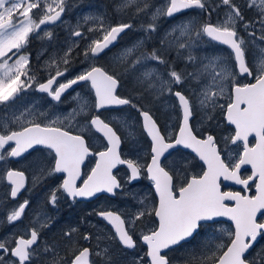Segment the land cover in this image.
<instances>
[{
	"label": "snow or ice",
	"instance_id": "obj_1",
	"mask_svg": "<svg viewBox=\"0 0 264 264\" xmlns=\"http://www.w3.org/2000/svg\"><path fill=\"white\" fill-rule=\"evenodd\" d=\"M133 5L134 15L148 16V22L140 25L146 39L157 31L161 17L171 19L198 9L208 20L192 17L173 24L160 40L161 49L151 52L142 50L145 39L137 40L114 56L113 67L98 64V58L133 24H108L104 16L86 14L83 23L93 22L87 32L97 35L86 37L80 22L69 31L71 37L88 40L83 67L67 78L71 54L78 46L72 40L62 56L45 63L48 75L41 82L31 69L30 39L53 40V31L42 26L63 23L72 5L69 0H0V188L4 190L0 205L5 207L0 223L22 221L30 201L20 202L18 197L57 174H62V181L47 194L52 207L62 197L74 203L99 194L116 196L126 184L144 178L151 182L155 200L125 193L137 200L135 211L101 207L94 212L112 226L107 239L126 254L125 264H172L168 252L196 237L203 239L184 257V264H264V250L250 252L258 238L264 239V46L258 43L264 42V0H244L245 7L255 11L253 19L245 18L235 0L214 4L163 0L154 11H149L153 7L149 0H118L115 11L123 13ZM221 7L226 9L224 17L212 23V12ZM211 43L226 46L229 56L192 54ZM173 48L178 55L184 50L185 59L198 64L197 70L181 73L169 67L164 78L157 67L149 66L150 62L168 65L166 50ZM125 77L134 83L136 96L120 93ZM76 85H83V94ZM70 89L75 107L57 113L56 105ZM29 92L46 94L48 108L42 110L36 100L25 101ZM165 95L175 101L171 108L178 113V123L161 127L152 108L142 101L155 105ZM220 98L227 102L218 103ZM123 106L135 109V122L103 117V111ZM216 109L231 128L222 138L199 132L192 123L197 112L212 120ZM114 122L127 129L126 134L122 136ZM136 133L148 143L142 146ZM125 141L131 145L128 155L122 150ZM185 150L202 162L199 171L191 170L194 166L190 167ZM29 157L33 159L26 167L14 166ZM89 158L93 166L84 171ZM119 166L126 169L122 178L116 174ZM244 166H250V175H241ZM224 181L240 185L241 190H224ZM8 198L14 202L10 206L4 204ZM49 227L51 218L37 212L23 228L0 236V264H96L93 255L101 258V264H119L110 246L101 247L100 235L94 249L77 246L74 227L63 232L70 241L65 247L71 258L60 255L59 244L40 243ZM82 239L91 241L92 236L84 234Z\"/></svg>",
	"mask_w": 264,
	"mask_h": 264
},
{
	"label": "flooded vegetation",
	"instance_id": "obj_2",
	"mask_svg": "<svg viewBox=\"0 0 264 264\" xmlns=\"http://www.w3.org/2000/svg\"><path fill=\"white\" fill-rule=\"evenodd\" d=\"M88 0H69V3L72 5L70 10H68L65 15L62 17L63 23H75L76 19L82 20V17L84 15H88L87 11H90V7H87L85 3ZM85 5L84 7L81 8V10H85V13L82 14L80 18H76L74 16L75 10L78 8V5ZM192 10L183 12L179 14L175 18H166L167 21L172 22L174 20H177L178 18L186 15V14H191ZM105 15V14H104ZM106 20V18H105ZM82 22V21H81ZM211 22L215 23L214 18L211 17ZM91 22V26H92ZM81 31H83L86 35V37H93L97 34L94 33H88L87 32V26H83L84 23H81ZM76 25L74 24L73 27L69 28H61L60 27V22H58L56 25H45L42 26L43 29H51L54 33V39L49 41L47 39L41 40L37 38L36 36H33L30 39V43L28 45L27 51L31 54V69L32 71L36 74L37 78L43 82L48 75V71L45 68V63L49 61L50 57H57L62 56L68 45L71 43L72 40L78 41V46L75 47L74 51L71 54V64L69 65V72L66 74L67 78H71L74 76L82 67L81 61L84 59L83 57V49L88 42L87 39H80L78 37H71L69 34L70 28H74ZM128 30H126L124 33H121V35L118 37L117 41L114 43V45L110 46V49H106L104 53L101 54V56L98 58V64H101L100 62L105 58L104 55L107 53H113L115 51H118L122 49L125 45H129L130 43V34H128ZM215 45L219 47H225L223 45H219L214 43ZM43 53V54H41ZM247 55V54H246ZM61 81H63L65 78L62 77L60 78ZM243 79H245L243 77ZM245 82H250V79H245ZM76 91L83 90V85H76L74 86ZM75 93L73 90H69L67 93L64 94L62 97V103L56 105V108L54 111L57 113H66L69 109L75 107V101L71 99V97ZM122 94V93H121ZM124 95V94H122ZM46 94H40V93H34V92H29L25 96V101H39V104L41 105L42 110L48 108L49 106V101L50 98H45ZM129 96V95H126ZM127 107V106H124ZM123 107V108H124ZM111 110L108 111H103V117L105 118V114L108 113ZM138 117V114H137ZM155 117V116H154ZM195 117V116H194ZM156 118V117H155ZM158 122V120H157ZM159 123V122H158ZM193 123V122H192ZM215 127H208L206 128L205 131L207 134H212L216 137H218V133L214 130ZM219 138V137H218ZM147 144V143H146ZM94 147H97L98 144L94 143ZM126 148V143L122 145V150ZM126 154V153H125ZM128 155V154H126ZM185 157L191 162V170L193 172L199 171L200 167L202 166V162L198 160V158L193 159L194 154H192L189 150L184 151ZM33 157H29L28 160H23L21 159L20 163L15 164V167L18 168H24L28 165L29 161L32 160ZM94 162H91V158H89V161L86 162V165L84 167V171H87L88 168L93 166ZM126 169L124 166H119L117 175L118 177L122 178L123 173L125 174ZM251 174V169L248 167H245L241 170V175L242 176H247ZM62 181V174H57L55 177H50L44 181V183L36 186L35 188L31 189L30 191H23L21 195L18 197V200L22 202L24 199H28L30 201V204L28 208L25 211V216L22 219V221L16 222L14 225H9L12 228L16 227H21L24 225H27V215L29 214V210L32 207H41L45 211H49V214H53L54 217L51 219V224H56V227L59 228L57 233H59V236H55L52 239H49L46 235V231L42 232V239L40 241L41 244L44 242H47L48 244H60L65 243L67 244V239L64 238L63 232L67 231L70 228H76L77 232L73 234V240L76 242L77 246L79 247H90L92 249L95 248L96 246V239L95 237L97 235H100L101 237V247L108 245L110 246V251L114 254L115 258L119 261V264H125V253H122L119 251L120 246L116 244L114 241H109L107 237L113 233V229L111 226L104 221L102 218L96 216L94 212L96 210H99L101 207H110L113 210L117 211H123V212H129V211H135L136 208L138 207V204H135L132 210H122L121 209V204H123V198L122 195L124 191L127 189V186L132 187L136 185H143L144 188L138 189L136 188L135 192H137L139 195H143L148 197V200L152 201L155 200V193L154 190L151 186V182L148 181L147 179L141 178L138 181L133 182L132 185H125V188L123 191H118L116 196H111L110 194H99L98 197H92L87 200H80L77 199L74 203L69 200L66 197H62L56 207H52L47 203V194L50 191L51 188L56 187L60 182ZM224 183V182H223ZM225 185V183H224ZM227 187L224 188V190H233V191H240L241 186L240 185H235L233 182H230L229 184H226ZM2 195H4V190L1 189ZM249 194H254V189L252 193ZM37 200H41L40 202ZM121 201V203L116 204L117 202ZM11 203H14L10 200V198L7 199V204L10 206ZM82 212L87 214L88 217V224L86 228H88V231L86 234H90L92 236L91 241H84L82 239V234H81V229L83 226L80 225V223H76L77 221H71L73 216V213H78ZM5 216V211L3 212V215L0 216V220H3ZM85 220L82 219V222ZM6 225V222L0 223V225ZM48 235H52L55 232H53L51 229H48L47 231ZM203 237H196L191 243H185L183 246H177L175 249L171 250L168 252L169 257L171 258L172 264H184V257L195 247L198 248L199 244ZM52 241H55L52 242ZM70 243V242H68ZM143 245H141V249H143ZM264 250V239L258 238V241L254 245L253 249L250 250L251 255H255L257 252H260ZM60 255L62 256H67L68 258H71L70 253L68 251V248L62 249L60 246ZM142 254V251H141ZM91 259H94L96 264H101V258L95 257L93 255ZM37 264H40L39 261H37Z\"/></svg>",
	"mask_w": 264,
	"mask_h": 264
},
{
	"label": "rangeland",
	"instance_id": "obj_3",
	"mask_svg": "<svg viewBox=\"0 0 264 264\" xmlns=\"http://www.w3.org/2000/svg\"><path fill=\"white\" fill-rule=\"evenodd\" d=\"M117 2H118V0H88L85 3V5L87 7L91 6L90 7L91 10L87 11L88 15L104 16V18H106L105 21L108 24H113V25L117 24L119 21H121L122 15H126L128 17L125 22L132 23L133 28L129 29V31H128V34H130L129 45H125L122 49H124L128 46H131L133 43H135L137 40H140V39H145V44H144V47L142 50L151 52V50L153 48L161 49L160 40L163 38L164 33L173 24H176L181 20H186V19H189L192 17H195L197 19V21H201V22L208 20V15L206 13H202L198 9H193L191 14H186V15H184V16H182V17H180L177 20H174L172 22L167 21L165 17H161L157 21V23H158L157 31L154 33H151L150 38L146 39L145 33L141 29L140 25L142 23L146 24L148 22V16L145 15L144 13H141L138 16L134 15L135 7H136L135 5L128 8L123 13H117L115 11V5L117 4ZM149 2L151 5H153V7L150 8L149 11H154V8L160 6L163 3V0H149ZM216 2H217V0H212L213 4ZM235 3H237L238 5L241 6V9H242L246 19H253L255 17V11L245 7L244 0H235ZM85 5H82V4L78 5V8L75 10V14H74V16L76 18H80L82 16V14L85 13V10H83V11L81 10V8L84 7ZM140 6L142 7L143 4L141 3ZM225 11H226V9L224 7H221V8H218L215 12H212L211 17L214 18L215 23L217 22L218 18L222 19L224 17ZM247 15H248V17H247ZM81 21L83 22V20H81ZM81 21L76 19L75 23H71V24L60 23V27L61 28L73 27L74 24L77 25L78 22L82 23ZM85 25L87 27H90L91 21L87 24L84 23L83 26H85ZM256 27L259 28V25L257 24ZM94 34H96V33H94ZM240 34L242 36H245V38L247 39V33L243 32L242 29L240 31ZM257 35H259V32H257ZM258 43H261V46H264V42L258 41ZM249 47H250V50H252V46H249ZM122 49L115 51L113 53H110V52L107 53L106 55H104L105 58L100 63L103 65H107V66L111 65V66L115 67L116 65L113 62V58ZM179 52H180V54L178 55V50L176 48L166 50L165 59H167L168 65H158L155 62H150L149 66L157 67L161 73L165 74L164 78H167L166 72L168 71L169 67L174 68L177 72H181V73L196 71L198 64L189 63L185 59V56L187 55V53L184 50H182V51L179 50ZM192 54L198 58H202L205 55H213V54L221 55L223 57H228L229 56V50L227 49L226 46L225 47H219V46L215 45L214 43H211V44H208L206 46H202L200 48L193 49ZM185 67H187V68H185ZM238 79L241 82L247 83V82H245V79H243V77H239ZM186 83L190 84L192 87L197 86L194 81H186ZM134 87H135L134 83L131 80H129L127 77H125V81L123 83V87L120 89V93L124 94L125 96L126 95L136 96L137 92L134 91ZM176 90H180V89L177 88ZM78 92H81L83 94L82 89L79 90ZM142 102L144 104H146L148 107L152 108L154 116L158 120L161 127L175 125L176 123H178V113L174 112L171 108V104L175 102L173 98L168 97L167 95L162 96L160 102L155 104V105H152L151 103H149L148 99H145ZM226 102H227L226 98H220L218 100V103H221V104H224ZM75 105H76V102H75ZM212 115H213V119L207 120V119H202V117H203L202 112H197L195 114V117L192 120L193 125L198 129L199 132H203L206 130V128L213 126V127H215L214 130L218 133L219 138H222L224 136L229 135L231 132V128H230V126H227L225 124L222 112L219 109H216L212 113ZM115 116H119L121 118H124V119L128 120L129 122H135L138 119L135 109H132L128 106L124 107V108L113 109V110H111L105 114V118H107V119H111L112 117H115ZM114 126L117 127L118 131L121 133L122 136L124 134H126L127 129L122 128L116 122H114ZM136 135H137V138L140 140V143L142 146L146 145V143H148L146 137L140 136L139 133H136ZM94 143H96V142H94ZM125 143H126V148L124 149L123 152L128 154L131 145L128 141H125ZM124 176H125V174L123 173V177ZM136 188L142 189V188H144V186L143 185H136V186H132V187L127 186V189L124 191V193L122 195L123 204L120 205L122 210H125V211L126 210H132L134 205L138 204L137 200L133 199L132 196L125 194V193H136V194H138L137 192H135ZM1 189L2 188H0V193L2 192ZM139 196L143 197L144 194L139 195ZM3 198H4V195L0 194V199H3ZM37 201L40 202L41 200H37ZM118 203H121V201L117 202L116 204H118ZM4 204H7V200L4 201ZM4 211H5V207L3 205H0V216L3 215ZM37 212L44 213L46 216L50 217L51 219L54 217L53 214H49L50 213L49 211H45L41 207H35L34 206L29 210V214L27 215V222L28 223H29L30 218H32L34 216V214ZM73 216L74 217H72L71 221H77L76 222L77 224L80 223V225L83 226V228L80 231L81 234L82 235L86 234L88 231V228H86V226L88 224H90V222H88L87 214L82 213V212H78V213H73ZM76 218H77V220H76ZM82 219H84L85 221L82 222ZM23 227L24 226L12 228L7 223H6V225L2 224V225H0V236H3L4 234H7V233L12 232V231H16L18 228H23ZM48 229H51L55 233L52 235H48V233H47ZM58 229L59 228L56 227V224H51V227L46 228L43 231H46L47 237L49 239H52L55 236H59V233H57ZM52 242L55 243V241H52ZM68 242H70V241L67 240V244L61 243L60 244L61 248L62 249L66 248L65 245L70 244Z\"/></svg>",
	"mask_w": 264,
	"mask_h": 264
},
{
	"label": "trees",
	"instance_id": "obj_4",
	"mask_svg": "<svg viewBox=\"0 0 264 264\" xmlns=\"http://www.w3.org/2000/svg\"><path fill=\"white\" fill-rule=\"evenodd\" d=\"M116 6V5H115ZM250 11V10H249ZM249 15V14H248ZM248 15H247V17H248ZM127 16L126 15H122L121 16V21H119L118 23H120V22H125L126 20H127ZM103 65V64H102ZM105 66H107V65H105ZM222 118V117H221ZM76 220H77V218H76Z\"/></svg>",
	"mask_w": 264,
	"mask_h": 264
},
{
	"label": "water",
	"instance_id": "obj_5",
	"mask_svg": "<svg viewBox=\"0 0 264 264\" xmlns=\"http://www.w3.org/2000/svg\"><path fill=\"white\" fill-rule=\"evenodd\" d=\"M224 183L226 184V181H224ZM90 199V198H89ZM80 200H87V199H83V198H80ZM110 225V224H109ZM111 226V225H110ZM112 228V226H111Z\"/></svg>",
	"mask_w": 264,
	"mask_h": 264
},
{
	"label": "bare ground",
	"instance_id": "obj_6",
	"mask_svg": "<svg viewBox=\"0 0 264 264\" xmlns=\"http://www.w3.org/2000/svg\"><path fill=\"white\" fill-rule=\"evenodd\" d=\"M182 51V50H181ZM187 64V63H186ZM189 64V63H188ZM186 66V65H185ZM189 67V66H188ZM185 68H187V67H185Z\"/></svg>",
	"mask_w": 264,
	"mask_h": 264
}]
</instances>
